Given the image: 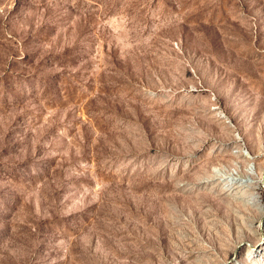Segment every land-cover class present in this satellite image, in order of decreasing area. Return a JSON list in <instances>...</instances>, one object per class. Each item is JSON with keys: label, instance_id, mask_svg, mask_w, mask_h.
Masks as SVG:
<instances>
[{"label": "rangeland", "instance_id": "1", "mask_svg": "<svg viewBox=\"0 0 264 264\" xmlns=\"http://www.w3.org/2000/svg\"><path fill=\"white\" fill-rule=\"evenodd\" d=\"M258 236L264 0H0V264H264Z\"/></svg>", "mask_w": 264, "mask_h": 264}, {"label": "bare ground", "instance_id": "2", "mask_svg": "<svg viewBox=\"0 0 264 264\" xmlns=\"http://www.w3.org/2000/svg\"><path fill=\"white\" fill-rule=\"evenodd\" d=\"M257 243H259L261 246H257V244H254L252 246L250 245L251 248H248V256H249V259L251 260L256 258L259 254H261L264 251V243H262L259 236H258Z\"/></svg>", "mask_w": 264, "mask_h": 264}]
</instances>
